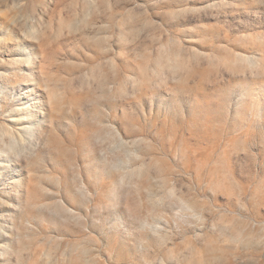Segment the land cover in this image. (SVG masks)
I'll list each match as a JSON object with an SVG mask.
<instances>
[{
	"label": "rangeland",
	"instance_id": "obj_1",
	"mask_svg": "<svg viewBox=\"0 0 264 264\" xmlns=\"http://www.w3.org/2000/svg\"><path fill=\"white\" fill-rule=\"evenodd\" d=\"M0 264H264V0H0Z\"/></svg>",
	"mask_w": 264,
	"mask_h": 264
}]
</instances>
